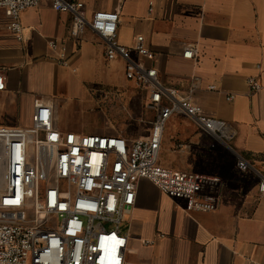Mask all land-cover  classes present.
Masks as SVG:
<instances>
[{"label": "crops", "instance_id": "1", "mask_svg": "<svg viewBox=\"0 0 264 264\" xmlns=\"http://www.w3.org/2000/svg\"><path fill=\"white\" fill-rule=\"evenodd\" d=\"M82 1L88 15L118 12V42L130 47L136 36H143L156 55L152 65L162 83L182 93L193 91L207 115L228 122L236 132L225 144L182 117L185 123L165 131L161 164L220 178V204L211 213H187L152 182L141 180L136 204L124 215L127 264H264L260 179L239 171L236 156L246 154L254 164H264V0ZM21 23L19 40L0 10V71L7 78L0 92V126L22 127L25 117L32 124L39 100L53 107L59 130L76 131L61 125L58 113L67 96L86 95L77 85L65 88L61 72L76 75L84 68L80 83L91 74L93 83L98 77L101 85L96 95L112 96L120 87L103 71L108 63L104 42L90 29L79 40L73 38L71 14L54 10L51 0L23 12ZM52 41L58 44L55 50ZM188 46L198 50L194 59L183 56ZM63 48L68 66L54 61ZM115 64L124 68L121 60ZM250 77L263 85L255 94L247 84ZM230 95L235 99L229 101ZM245 176L253 184L242 185Z\"/></svg>", "mask_w": 264, "mask_h": 264}, {"label": "built area", "instance_id": "2", "mask_svg": "<svg viewBox=\"0 0 264 264\" xmlns=\"http://www.w3.org/2000/svg\"><path fill=\"white\" fill-rule=\"evenodd\" d=\"M41 1L0 0L9 30L19 40L22 13ZM51 2L54 10L71 14L73 38L79 40L90 29L104 42L106 60L124 63L126 79L148 96L151 127L136 139L63 132L55 126L53 107L39 100L30 127L0 126V264H127L129 235L121 224L136 204L141 180L152 182L187 213H211L220 204V178L161 164L168 122L185 118L225 144L236 132L228 122L207 115L193 91L182 93L162 83L152 65L156 55L143 36H136L130 47L118 42V12L88 15L82 0ZM50 46L58 48L55 41ZM197 51L188 46L183 56L194 59ZM54 61L68 66L64 48ZM6 79L0 71V92L6 89ZM247 84L252 94L263 88L257 77ZM236 156L239 171L259 176L264 195V175L248 159Z\"/></svg>", "mask_w": 264, "mask_h": 264}, {"label": "rangeland", "instance_id": "3", "mask_svg": "<svg viewBox=\"0 0 264 264\" xmlns=\"http://www.w3.org/2000/svg\"><path fill=\"white\" fill-rule=\"evenodd\" d=\"M118 60L108 62L106 69L118 83L120 89H116L112 96L96 95L95 89L101 85L93 83L91 74L80 83L84 68L79 74H72L69 71L61 72L62 85L71 88L77 85L81 93L86 96H67L68 102L61 105L57 119L61 125L70 124L74 128V132L86 135H106L112 136L121 134L127 138L136 139L144 137L148 134L151 127L152 114L146 109L148 96L132 82L125 77L123 67L115 64ZM22 127H30V118H22ZM185 123L183 119L173 117L167 124L166 131L173 129L175 125ZM56 126V125H55ZM17 127V126H7ZM171 132V130H169ZM168 131V132H169ZM170 140V136L168 137ZM171 141V140H170ZM164 147L162 148V150ZM164 153L161 152L160 161L163 159ZM261 174L264 175V164H253ZM256 177H259L258 175ZM239 178V177H238ZM248 177L242 178V185L249 186L253 181H249ZM239 182V180H238ZM121 229L125 232L128 229L126 223L121 224Z\"/></svg>", "mask_w": 264, "mask_h": 264}, {"label": "trees", "instance_id": "4", "mask_svg": "<svg viewBox=\"0 0 264 264\" xmlns=\"http://www.w3.org/2000/svg\"><path fill=\"white\" fill-rule=\"evenodd\" d=\"M243 157H245L246 159H248L252 164H254V162H253V159L252 158H250L248 155H246V154H241Z\"/></svg>", "mask_w": 264, "mask_h": 264}]
</instances>
